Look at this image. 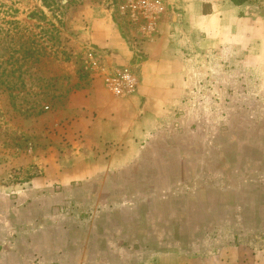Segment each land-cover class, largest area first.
Instances as JSON below:
<instances>
[{
  "label": "rangeland",
  "instance_id": "rangeland-1",
  "mask_svg": "<svg viewBox=\"0 0 264 264\" xmlns=\"http://www.w3.org/2000/svg\"><path fill=\"white\" fill-rule=\"evenodd\" d=\"M125 4L0 0V264H264L263 75L189 93L88 170L68 104L94 75L135 92V60L113 61L146 39ZM119 71L137 83L116 95Z\"/></svg>",
  "mask_w": 264,
  "mask_h": 264
},
{
  "label": "crops",
  "instance_id": "crops-1",
  "mask_svg": "<svg viewBox=\"0 0 264 264\" xmlns=\"http://www.w3.org/2000/svg\"><path fill=\"white\" fill-rule=\"evenodd\" d=\"M166 3L169 12L151 39H138L131 48L122 43L121 56L112 55L125 64L135 60V92L115 97L106 89L105 77L94 75L69 101V122L78 124L89 171L110 170L119 157L130 158L145 127L189 93L206 89L226 95L264 78V0ZM108 27L105 40L119 38L120 30Z\"/></svg>",
  "mask_w": 264,
  "mask_h": 264
},
{
  "label": "built area",
  "instance_id": "built-area-1",
  "mask_svg": "<svg viewBox=\"0 0 264 264\" xmlns=\"http://www.w3.org/2000/svg\"><path fill=\"white\" fill-rule=\"evenodd\" d=\"M126 8L132 20L141 18L144 22H132L140 27L141 36L143 38H152L157 30L156 18L163 10L161 0H126ZM137 83L134 74L128 71H119L112 78L108 85L110 90L121 95L132 91Z\"/></svg>",
  "mask_w": 264,
  "mask_h": 264
}]
</instances>
